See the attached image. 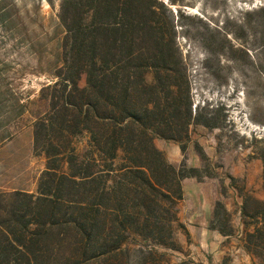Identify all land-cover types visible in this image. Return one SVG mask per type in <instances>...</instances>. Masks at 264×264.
<instances>
[{
    "label": "trees",
    "instance_id": "1",
    "mask_svg": "<svg viewBox=\"0 0 264 264\" xmlns=\"http://www.w3.org/2000/svg\"><path fill=\"white\" fill-rule=\"evenodd\" d=\"M169 4L181 1L60 0L62 65L34 124L46 168L36 194L0 193V264H133V252L137 264H172L157 248H178L183 182L213 174L175 166L155 140L185 154L192 127L223 126L222 107L194 102ZM241 197L244 248L264 264V201ZM229 220L218 202L212 229L232 235ZM138 239L145 245L129 248Z\"/></svg>",
    "mask_w": 264,
    "mask_h": 264
},
{
    "label": "rangeland",
    "instance_id": "2",
    "mask_svg": "<svg viewBox=\"0 0 264 264\" xmlns=\"http://www.w3.org/2000/svg\"><path fill=\"white\" fill-rule=\"evenodd\" d=\"M51 1L0 0V193L36 194L46 168L45 157L34 154V124L49 111L40 91L56 81L65 36L60 0ZM178 1L169 6L194 102L222 107L223 128L192 127L185 154L178 143L156 138L175 166L186 160L189 167L208 165L213 174L184 180L178 248L157 249L172 264H260L244 248L241 194L264 201V12L257 13L264 0ZM218 202L230 213L225 229L232 227V235L212 229ZM140 245L138 239L129 248ZM132 255L137 264L138 253Z\"/></svg>",
    "mask_w": 264,
    "mask_h": 264
},
{
    "label": "crops",
    "instance_id": "3",
    "mask_svg": "<svg viewBox=\"0 0 264 264\" xmlns=\"http://www.w3.org/2000/svg\"><path fill=\"white\" fill-rule=\"evenodd\" d=\"M60 67H61V66H60ZM60 67H59V68H60ZM55 72H56V71H55Z\"/></svg>",
    "mask_w": 264,
    "mask_h": 264
}]
</instances>
